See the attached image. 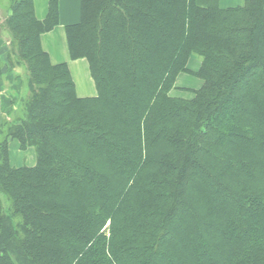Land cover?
<instances>
[{"label": "trees", "instance_id": "obj_1", "mask_svg": "<svg viewBox=\"0 0 264 264\" xmlns=\"http://www.w3.org/2000/svg\"><path fill=\"white\" fill-rule=\"evenodd\" d=\"M9 1L29 97L0 139V264H264V0H80L89 99L41 49L57 0L41 22Z\"/></svg>", "mask_w": 264, "mask_h": 264}, {"label": "crops", "instance_id": "obj_2", "mask_svg": "<svg viewBox=\"0 0 264 264\" xmlns=\"http://www.w3.org/2000/svg\"><path fill=\"white\" fill-rule=\"evenodd\" d=\"M0 0V139L3 132L21 116L24 87L17 75L13 63L11 38L5 27L6 17L10 15ZM50 0H32L34 18L43 21L49 10ZM243 0H220L221 9L241 7ZM58 25L40 36V45L49 58L51 65L65 64L74 85V93L78 99H89L97 96L94 81L85 59L71 60L65 29L79 22L80 0H57ZM13 58V59H12ZM20 117V118H21ZM9 162L12 167H33L36 163L35 153L30 149L20 150L15 140L8 143Z\"/></svg>", "mask_w": 264, "mask_h": 264}, {"label": "rangeland", "instance_id": "obj_3", "mask_svg": "<svg viewBox=\"0 0 264 264\" xmlns=\"http://www.w3.org/2000/svg\"><path fill=\"white\" fill-rule=\"evenodd\" d=\"M2 4L7 8V11L10 12L11 14V11H10V1L9 0H3L2 1ZM9 17V16H8ZM6 17V19L8 18ZM11 38V36H10ZM12 42V40H11ZM14 58V59H13ZM13 60H14V64L16 65V72H17V75L19 76V78H21V83L24 87V97H23V100L22 101H26L29 97V92H28V89H27V72H26V69L25 67L19 63L16 58L13 56ZM189 65V69L191 70H196L199 63L197 62V60H195L194 58L191 59L190 63L188 64ZM202 85V82L193 78V77H190V76H187V75H179V77L177 78L176 82H175V88L177 89L176 91L173 90L171 91L169 94L170 96L172 97H180V98H185V99H189V98H192L193 95L190 94L189 92H185V89H188L189 91L190 90H198ZM21 116H15V120L19 119ZM2 140H0L1 142ZM33 150V149H32ZM106 232H107V229H106Z\"/></svg>", "mask_w": 264, "mask_h": 264}, {"label": "water", "instance_id": "obj_4", "mask_svg": "<svg viewBox=\"0 0 264 264\" xmlns=\"http://www.w3.org/2000/svg\"><path fill=\"white\" fill-rule=\"evenodd\" d=\"M104 232H106V229L104 230Z\"/></svg>", "mask_w": 264, "mask_h": 264}]
</instances>
